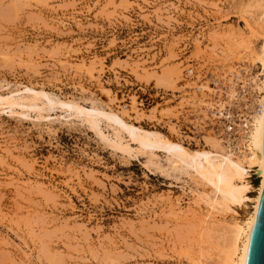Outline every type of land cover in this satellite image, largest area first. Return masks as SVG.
<instances>
[{
    "label": "rangeland",
    "instance_id": "374dc122",
    "mask_svg": "<svg viewBox=\"0 0 264 264\" xmlns=\"http://www.w3.org/2000/svg\"><path fill=\"white\" fill-rule=\"evenodd\" d=\"M251 1L0 0V96L19 103L0 101V264H226L252 202L210 208L193 168L101 112L204 147L184 70L242 61L208 51L249 34Z\"/></svg>",
    "mask_w": 264,
    "mask_h": 264
},
{
    "label": "bare ground",
    "instance_id": "6f19581e",
    "mask_svg": "<svg viewBox=\"0 0 264 264\" xmlns=\"http://www.w3.org/2000/svg\"><path fill=\"white\" fill-rule=\"evenodd\" d=\"M245 8L246 9L244 12L246 13H248L250 8H254L258 13V17L254 21L253 26H249V32H248L249 34L246 33L243 35L242 33H239V34L226 35L224 38L217 39V41H214L213 46L208 52L210 55H213V57L219 56L223 59L229 60L228 62H230L231 60L237 61L238 59H240L242 60V62H248L249 65L258 64L261 70L264 72V0H254L248 2ZM255 41H257L256 44L254 43ZM213 57L210 56V58ZM233 65L235 66V63ZM233 65L232 66L227 65V66L230 69V67H233ZM189 70L190 69L188 68V71ZM184 79H187V77L185 76ZM29 89L30 88H27L26 90ZM191 89L193 90V83ZM262 90L264 91V80L262 81ZM36 95L39 94L36 93L35 97ZM196 96L197 98L194 101H191L192 106H190L191 112L194 115H196L199 112L198 108L201 103L200 100L198 99L197 94ZM263 100H264V96H263ZM0 101H2L4 104H6V106L10 108L13 107L14 105L17 104L19 105V103L17 102V100H15V98L11 93L10 96H0ZM60 103L62 105H67L68 107L71 106L69 104L70 102L66 104V102L61 101ZM30 107H34V106L30 105ZM75 108L79 112H83L84 109L81 106H77V105L75 106ZM109 110L110 111L107 113L101 112L102 115L106 116L108 120L111 118L118 119V121H120V125L122 123L121 126H123V128L125 126L127 132L129 131L131 133V138L134 141L138 142V144L141 147L149 146L150 149L152 147V149L156 148L167 151L172 156H174V160L177 159L179 162L187 164L191 168H193L194 170L190 169V171L193 170L194 171L193 173L197 174V176L200 178L202 182L211 186L212 191L215 194V197L213 196L214 198L210 200L209 203L210 208L216 209L215 205H218L220 207H223L220 209L223 210L224 207L225 209L226 208L230 209L231 204L242 205L243 203L249 201L252 202L253 204L252 212L251 214H249L245 222L243 224L241 223L234 224L232 227L233 229L231 228L232 240L231 243L229 244V247L227 246L228 248H226L227 249L226 257H224L226 259L225 261L226 264H244L249 241L256 222L260 201L264 192V156L259 146V136H258L264 111L262 115L258 118V125L256 126V129L252 137V143H251L252 146L250 151L248 153H241L237 155L228 152L225 146L222 144L220 138L212 131L203 132V133H209V132L212 133L211 135L205 137L204 147L197 149H189L184 146L181 139L174 140L167 137L166 135L162 134L159 131L146 130L141 127H135L134 124H127L126 121L120 118L121 116L120 117L118 116V114L116 113L117 111L114 112L112 108H110ZM195 119H197V116H195ZM201 136L204 138L203 134ZM116 147L123 150L126 149V147H120L119 145H117ZM171 158L173 159V157ZM252 170H255L260 180L258 187L256 189L257 193L255 196L251 198L248 196V193H251L252 189L247 178L250 177V172ZM213 211L214 210H212V212ZM205 216H207V214H205Z\"/></svg>",
    "mask_w": 264,
    "mask_h": 264
},
{
    "label": "built area",
    "instance_id": "2783aa9c",
    "mask_svg": "<svg viewBox=\"0 0 264 264\" xmlns=\"http://www.w3.org/2000/svg\"><path fill=\"white\" fill-rule=\"evenodd\" d=\"M189 63L190 70L186 68L184 73L201 103L196 115L190 107L180 114V119L187 117L191 121L188 125L200 138L204 131H212L228 152L248 153L264 111V72L258 64L242 61L232 70L221 65L201 66L193 59Z\"/></svg>",
    "mask_w": 264,
    "mask_h": 264
},
{
    "label": "water",
    "instance_id": "95a60500",
    "mask_svg": "<svg viewBox=\"0 0 264 264\" xmlns=\"http://www.w3.org/2000/svg\"><path fill=\"white\" fill-rule=\"evenodd\" d=\"M259 146L264 156V115L259 128ZM244 264H264V192L249 241Z\"/></svg>",
    "mask_w": 264,
    "mask_h": 264
}]
</instances>
